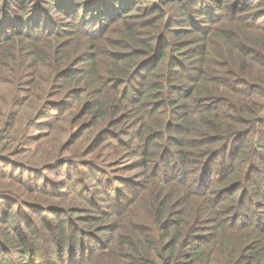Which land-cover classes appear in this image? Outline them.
I'll return each mask as SVG.
<instances>
[{"label":"trees","instance_id":"trees-1","mask_svg":"<svg viewBox=\"0 0 264 264\" xmlns=\"http://www.w3.org/2000/svg\"><path fill=\"white\" fill-rule=\"evenodd\" d=\"M15 138L81 156L0 193V264H264V0H0Z\"/></svg>","mask_w":264,"mask_h":264},{"label":"rangeland","instance_id":"rangeland-1","mask_svg":"<svg viewBox=\"0 0 264 264\" xmlns=\"http://www.w3.org/2000/svg\"><path fill=\"white\" fill-rule=\"evenodd\" d=\"M49 119L52 120L53 116H50ZM48 124L49 122L44 121L41 129L46 130ZM36 129V127H33L28 132V136L33 137L32 135L37 132ZM34 139L31 138L20 142L16 138L12 141L4 140L3 144H5V149L4 151H0V180H4L6 185L0 187V193L12 192L22 196L20 198L27 203L41 204V200L45 197L43 195H37V192L33 188H30V186L40 184L41 188H51L60 184L62 189L68 188V183L73 178L72 174L75 173L76 166L78 165L75 162L70 163L71 161H68L70 157L68 156L79 159L81 155L80 152L74 153L73 149L68 146L67 140H63L61 145L59 141L52 145L50 142H47L46 138L38 140L36 144H34ZM50 156H52V159L49 158ZM45 161H49V163L42 164ZM53 164L55 166L52 169L50 167L48 168V166ZM20 165L25 166L24 178H26V182L21 181L23 178L7 180L4 169L12 172V169H16L17 167L21 168L19 167ZM69 176H71L70 179ZM28 183L30 184L28 185ZM14 214L13 211L12 216ZM22 214L24 215V213ZM27 219L29 220L28 216ZM20 220L25 221L23 216L20 217ZM0 258L8 259L9 256L2 253Z\"/></svg>","mask_w":264,"mask_h":264}]
</instances>
